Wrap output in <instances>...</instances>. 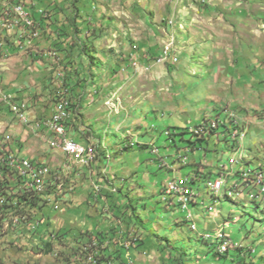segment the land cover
<instances>
[{"label": "rangeland", "instance_id": "1", "mask_svg": "<svg viewBox=\"0 0 264 264\" xmlns=\"http://www.w3.org/2000/svg\"><path fill=\"white\" fill-rule=\"evenodd\" d=\"M14 2L0 0V68L6 67L12 75V79L4 76L5 81L1 78V85L6 91L8 86L21 88L11 95V103L21 102L26 109L42 106L52 110L70 86L74 88L72 83L68 87L62 84L60 77L64 56L61 62L58 59L69 51L64 53L50 43L45 46V33L34 38L26 35L27 27L7 15V11L14 13ZM66 2L69 7L73 0ZM85 9L86 14L92 9L103 16L96 32L91 35L87 31L79 40L87 43L82 51L87 60L86 81L85 89L75 87L72 91L77 104L72 113H76L75 121L69 122L68 139L73 138L71 124L76 130L85 127L84 137L97 143L82 144L97 151V159L80 167L79 160L50 145L53 133H45L42 124L25 123L23 129H10L11 124L2 123L12 115L2 112L0 93V157L24 158L27 156L22 153L27 148L39 154L31 158L32 169L37 173L48 170L39 177L46 184L41 194L29 189L31 181L4 180V186L0 185V264H97L101 255L112 252L113 244H100L97 237H91L96 230L89 227L98 225V232L106 233L126 224L122 225L108 199L100 195L98 182L129 199L136 208L135 220L140 222L141 216L145 221V227L137 226L129 237L146 242L145 251L136 255L131 252V264H161L160 248L165 249L164 261L176 257L185 264H264V197L240 193L252 180L259 177L264 181V0H88ZM168 42L179 62L161 63ZM2 72L0 69V75ZM121 87V97L105 98ZM89 92L94 97H80ZM83 110L88 114L81 113ZM11 111L28 122L26 110L25 114ZM45 114L44 120L49 116ZM107 119L115 123L113 128L105 124ZM217 119L219 133L212 135V143L203 142L194 151L186 147L189 143L185 140L191 136L185 132L197 127L217 129ZM37 127L40 129L35 131ZM19 131L28 137L23 139ZM108 131H113L110 139L116 136L107 144L113 160L103 144ZM122 134L126 140L119 141ZM219 134L228 142L220 143ZM117 146L124 150L119 155L115 153ZM180 155L183 157L175 159ZM197 167L224 171L213 178L199 174V179H213L210 183L222 179L235 193L231 199L257 203L234 204L220 196H227L226 192L217 195L204 182L196 181L200 189H195L199 195L193 197L194 203L201 195L209 196L211 201L206 197L202 208L190 205L182 209L179 199L166 189L174 180L197 177L191 176ZM240 167L244 180L236 175ZM106 169L117 173L112 180L106 177ZM133 170L137 172L129 175ZM5 171L15 169L5 164ZM126 172L129 176L118 180ZM51 177L54 188L58 183L63 185L53 191ZM132 180L140 184L139 198L131 197L124 189L123 184ZM8 189L26 202L15 204ZM90 204H94L96 214H101V221L92 220ZM190 213L196 229L185 220ZM227 222V231L237 248L219 256L213 243L215 235L224 232L217 227ZM207 234L213 238L206 239Z\"/></svg>", "mask_w": 264, "mask_h": 264}, {"label": "trees", "instance_id": "2", "mask_svg": "<svg viewBox=\"0 0 264 264\" xmlns=\"http://www.w3.org/2000/svg\"><path fill=\"white\" fill-rule=\"evenodd\" d=\"M47 0H31L30 2L28 0H19V3H22L27 8H34L32 10L34 18L37 22V24L42 28L43 33L47 36V41L52 45V47H56V49L62 51V52H68V54L64 55L62 65L65 72V80L64 85L68 87L71 83L74 84L75 87H79L80 89H85V76H84V69L87 65V63L84 60V57L82 55V51L86 49L87 43L83 44L79 40L83 37V34L85 32L89 31L91 35L93 32H96L97 27L99 26V23H101L100 17L103 16L102 12L99 11H93L92 9L88 11L85 9L88 0H73L72 4L68 7V4L66 0H49L47 3ZM33 3V4H32ZM83 3V4H81ZM90 4V2H89ZM42 5V6H41ZM92 7V6H91ZM43 11V12H41ZM93 15L95 17H93ZM82 20V21H80ZM57 21L61 22V25H57ZM83 23V24H82ZM72 86H70V94L72 99V91L74 90ZM76 101H74L75 103ZM76 104H74L75 106ZM72 118V117H71ZM71 118L68 120V123L70 122ZM219 119L216 120V123H219ZM221 124V123H220ZM223 124H226L223 122ZM217 127L213 128L211 127L210 130L206 129L205 132L196 133L191 129V132H185L186 134H190V139H186L189 143L187 145V148H192V151L195 150V148L202 147V143H212V135H215L216 133H219ZM186 129V128H185ZM209 132H208V131ZM223 133V132H221ZM218 141L223 144L228 142V139L224 136L219 135ZM176 159V157H175ZM92 161L91 163H93ZM196 166V164H194ZM206 170V169H205ZM200 169L197 167L193 174L191 176H198L199 174L203 175V178L207 177H216L219 176L222 173H219L218 171H207ZM235 172V170H234ZM243 168H239L236 171V175L239 176L241 180H244L243 178ZM99 183L100 195H103L108 199V202L110 203V207L113 209L115 216L121 221L122 225L125 223L126 225L117 226L116 228H113L112 230L107 231L104 233V231L98 232V227L94 229L96 232H94V235H91V237H97V240L100 244L107 243L108 245L113 244L114 250L112 252H106V255H101L96 263L97 264H130L129 258L131 257V252L136 255L138 253H142V251L146 250V242L144 240H141L139 242V238L129 240V237L131 233L134 231V229H137L136 227L140 225L143 226V219L140 216V222L138 220H135V207L131 203L126 201V198H122L115 194L116 192L113 191L112 188L109 186L104 187L102 184ZM193 185L197 186L196 180L191 182ZM215 197V196H213ZM227 197H229L227 195ZM217 198V197H215ZM231 198V197H229ZM254 199V198H253ZM15 201L17 202V205H20L24 202H26V199L22 196H16ZM204 201H201L203 203ZM31 203V202H29ZM34 204V202H32ZM257 203V202H256ZM199 204L191 202L190 205ZM205 205V204H204ZM19 207V206H17ZM124 222V223H123ZM145 227V226H143ZM204 239V238H200ZM91 242L94 243V239L91 240ZM127 244V245H126ZM129 245V246H128ZM110 247V246H109ZM128 247V248H127ZM232 248V247H231ZM230 248V249H231ZM229 249V250H230ZM164 248H160V255H161V264H185L181 258H174L172 257V260L164 261ZM228 250V251H229ZM216 251V250H215ZM227 251V252H228ZM242 251L246 250L243 248ZM216 251V254L220 256V252ZM128 253H130V257H127ZM220 253V254H219ZM92 257V256H91ZM93 258V257H92Z\"/></svg>", "mask_w": 264, "mask_h": 264}, {"label": "built area", "instance_id": "3", "mask_svg": "<svg viewBox=\"0 0 264 264\" xmlns=\"http://www.w3.org/2000/svg\"><path fill=\"white\" fill-rule=\"evenodd\" d=\"M174 1V0H171ZM12 5H17V13H9L7 11V15L9 18H11L15 23L19 24L22 23L24 26L27 27L26 35H29L30 38H34L35 36H39L40 34L43 33L42 28L37 24L32 10L34 8L30 9L27 8L26 6H19V0H15V2ZM43 12V11H41ZM8 18V19H9ZM6 19V18H3ZM23 32V33H24ZM29 40V39H28ZM172 53V48H171V43L168 42L165 44L162 50V59L165 57V54H171ZM162 59L160 60L162 63ZM62 71V72H61ZM60 71V77L61 83L64 84L65 80V73L64 70ZM1 75H0V93L3 95V101L6 105L10 107L11 110L18 111L19 113H24L25 110V105L22 104L21 102L18 103H11V95L9 92L4 90L3 86L1 85ZM74 99H72L70 92L65 94V96L60 99L56 105H55V110L54 113L52 114L51 118H49L45 124H42L45 128H50L53 131H58L60 133V140H65V134L71 133L69 130V123H64L60 118H58V109H67V113H73L74 109ZM197 126H204L205 124H199ZM219 127V124H218ZM240 144V143H239ZM71 151V157H79L80 161V167H84L86 165V161H95L97 159V151H90L88 150H81L80 147L75 146L74 144L67 143V149ZM175 157H183V156H175ZM188 160V157H184ZM8 162H14L11 161L10 159L6 157H0V185L4 186V180H16L18 182L21 181H31V182H42L39 181L38 174L36 171H34L32 168L27 167L26 163L23 162H15V172H7L5 171V164H8ZM53 178L51 177V184H53V191L57 188H60L63 184L58 183L56 188H54L55 183L52 180ZM193 186V185H192ZM175 186H172L171 189H174ZM171 189H166V192H170ZM191 189H185V193L189 192ZM8 191H11L8 189ZM12 193V200L13 202L16 203L15 197L19 196V193H16L15 191H11ZM240 193L244 194H254L258 195L259 197H264V181L258 177V180H252L251 185L249 188L242 190ZM179 200L184 203V196L179 197ZM56 209H59L58 205H54ZM189 208V207H188ZM193 215L190 213V218ZM218 230H222L225 233L228 234V240L232 241L231 235L223 228H219ZM128 248V247H127ZM215 250H223L222 248V243L218 246H215ZM127 257H130V253H128Z\"/></svg>", "mask_w": 264, "mask_h": 264}, {"label": "crops", "instance_id": "4", "mask_svg": "<svg viewBox=\"0 0 264 264\" xmlns=\"http://www.w3.org/2000/svg\"><path fill=\"white\" fill-rule=\"evenodd\" d=\"M44 43H46V45L45 46H49V42H47V40H44ZM20 52H22L21 50H20ZM64 55L63 54H61L60 55V57H59V61L61 62V57H63ZM84 60H85V62L87 61L86 59H85V57H84ZM48 61H54V59H48ZM0 64H2V61H0ZM86 68V67H85ZM0 69H2V74H1V78L5 81V77L4 76H7V77H10L11 76V79H12V75L10 74V71L9 70H7V68L6 67H3V68H0ZM5 70H6V72H5ZM84 71V70H83ZM85 73V72H84ZM84 76H85V74H84ZM10 79V78H9ZM115 85H117V84H115ZM6 89H7V91L10 93V94H14V93H16V92H18V91H20L21 90V88H16V90H14L13 88H11L10 86H8V87H6ZM123 89H124V87H121L119 90L118 89H115L114 90V92L112 91V93H110V94H108L107 95V97H105V98H109L111 95H114V97H115V95H117V96H122V92H123ZM118 90V91H117ZM79 91H81L82 93L84 92V91H82V90H79ZM120 91V92H119ZM21 95H26L25 93H22L21 92ZM79 95V94H78ZM83 95V94H82ZM90 96H93V94L91 93V92H89V93H86L85 95H83V96H80L81 98L83 97V98H87V97H90ZM18 97H20L19 95H15V98H18ZM94 97V96H93ZM0 100H2V98L0 97ZM93 101H94V98H93ZM77 104V103H76ZM3 105V108H2V112L3 113H9V114H11L12 115V117L11 118H5L4 119V122H2L3 124H8V126H9V124H11L10 125V129H14L15 128V130H17L18 131V129L20 128V129H23V124H45V122L49 119V118H51V116H52V114L54 113V110H55V106L52 108V110H49V109H47V108H43L42 106H41V109L39 108V109H27L26 110V114H27V117H28V122H24V121H22L21 119H19L17 116H15L13 113H12V111H11V109H10V107L8 106V105H6V104H2ZM29 107H31V105H29ZM103 109V108H102ZM45 111H46V114H45ZM81 113H84L85 115H87L88 114V111H85V110H83ZM49 115L45 120L42 118L43 117V115ZM110 114H111V112H110ZM106 116H107V118H108V116H109V110L107 109V112H106V114H105ZM4 116H8L7 114L6 115H4ZM75 116H76V113H74L73 114V116H72V118H71V120H73V121H75ZM14 118H18L19 120L18 121H13L14 120ZM98 118H96V120H97ZM70 120V121H71ZM21 121V122H20ZM106 123L105 124H108V128H113V126L114 125H112V124H115V123H112L111 124V122L107 119L106 121H105ZM93 123V122H92ZM132 123V122H131ZM137 123V122H136ZM140 123V122H139ZM96 124H101V123H96ZM87 128L89 127L87 124L85 125ZM44 127V126H43ZM42 127V128H43ZM116 127V126H115ZM40 129V127H37L36 129H35V131H38ZM48 128H46L45 129V127L43 128V130H44V132L45 133H51V131L48 129ZM70 129L72 130V137L76 140V141H78V142H81V143H84V144H90V143H88V141H91L92 143H94V144H96L97 142L96 141H93V140H91V139H87L86 137H84V135H86L87 134V131L85 130V127H82V126H80L77 130L76 129H74L73 128V124H71V127H70ZM34 130V129H33ZM90 130V129H89ZM20 132V131H19ZM113 131H108L107 133H106V138H105V140H104V142H103V144L106 146V153H107V155H108V158H110L111 160H113L114 159V157L113 156H111V154H110V149H108L107 148V144L108 143H110V140H112L113 138H116V136L115 137H112L111 139L108 137L109 135H110V133H112ZM22 135L21 136H23V132H20ZM40 133V132H39ZM26 136L27 135H25L24 134V136H23V139H25L26 138ZM122 136H123V134H122ZM119 136L120 137V139H119V141H121V140H126V137L127 136ZM223 136V135H222ZM28 137V136H27ZM53 137H54V135L51 137V141H52V139H53ZM51 141H50V145L52 144L51 143ZM137 143V145L139 146L140 145V142L138 141V142H136ZM50 147V146H49ZM27 148H25L24 150L25 151H23V153H22V155H24V156H27V157H30V158H32V159H35V158H37L38 157V155L39 154H36V153H34V152H32V150H26ZM132 150H133V148H132ZM54 151H56L55 149H54ZM124 150H123V148H120V146H117V147H115V153L117 154V155H119L121 152H123ZM61 153H63V152H61ZM64 154V153H63ZM66 155V154H65ZM70 156V155H69ZM71 157V156H70ZM72 159H74V160H79V159H76V158H73V157H71ZM184 160H186V158L184 159ZM183 160V161H184ZM97 162V161H96ZM187 162V161H186ZM101 166H103L102 164H100ZM97 166H99V165H97ZM137 167V170H139L140 169V165L138 166H136ZM109 168V167H108ZM137 170H133V171H129V175H130V173L132 174V172H137ZM207 171H208V169H206ZM212 171H216V170H212ZM92 172H93V170H92ZM104 173L107 175L106 177L107 178H109V179H113L115 176H116V174L117 173H112V172H108L107 171V169L106 170H104ZM128 172H126V173H124V175L123 176H119L118 178V180H124L125 179V177L124 176H129L128 174H127ZM123 177V178H122ZM189 180H191V179H189ZM188 180V181H189ZM200 181V180H199ZM199 181H198V183H199ZM207 184V186L209 185V183H210V181H208V182H206ZM123 185H125V187H124V189H125V191H127L130 195H131V197H135V198H139L140 197V184L137 182V181H135V180H132V181H129L127 184L125 183V184H123ZM197 186H199V185H197ZM195 188H198V187H195ZM200 189V188H199ZM201 189H204V188H202L201 187ZM129 190V191H128ZM156 191H158V190H156ZM199 192V191H198ZM199 194V193H198ZM175 196V195H174ZM177 197V196H176ZM164 198V199H163ZM178 199H179V197H177ZM162 200H163V202L165 203V205H167L166 204V200H165V197H163L162 196ZM179 201V200H178ZM197 202H199V200H197L196 201V203ZM180 203V202H179ZM205 204V201L202 203V205H204ZM93 205L94 204H90V212L92 213V215L94 216L93 218H92V220H98V221H101V214L99 213H97L96 214V211H94V210H96L94 207H93ZM165 205H163V206H165ZM201 205V206H202ZM79 206V205H78ZM78 209H79V207H78ZM77 209V210H78ZM92 210H93V212H92ZM78 212H79V210H78ZM80 212H81V210H80ZM138 212L140 213V208L138 209ZM85 220L86 219H82V221H83V223H85ZM91 221V219L89 220V222ZM143 222H145L144 221V219H143ZM102 223V222H101ZM90 224H91V222H90ZM96 227H98V225H96ZM95 225H92L91 224V226L89 227V229L90 230H94L95 228Z\"/></svg>", "mask_w": 264, "mask_h": 264}, {"label": "bare ground", "instance_id": "5", "mask_svg": "<svg viewBox=\"0 0 264 264\" xmlns=\"http://www.w3.org/2000/svg\"><path fill=\"white\" fill-rule=\"evenodd\" d=\"M19 6H25L22 3H19ZM13 12L17 13V5L14 6L13 8ZM173 61V62H179V57L178 56H174L173 53L171 54H165V57L162 59V62L164 61ZM72 113H67V109H58V118H60L64 123H68V120L72 117ZM50 131H52L54 137L51 141L52 145L56 148V149H60L62 150L66 155H71V151L70 150H66L67 149V143H71L74 144L75 146H78L81 148V150H88V147L78 141H76L75 139H68V134H65V140H60V133L58 131H53L49 128ZM196 133H201V132H205L204 128L201 127H197L195 129ZM238 133V132H237ZM218 135V134H217ZM219 135H223V134H219ZM224 136V135H223ZM153 151L155 153H159L158 148H154ZM235 156H238L237 154ZM234 156V157H235ZM17 157V156H16ZM15 156L11 155L8 159H10L11 161L14 162H8V164L15 169V162H23L26 163L27 167L33 168V162L31 160V158L29 157H24V158H16ZM77 159H79V157H76ZM185 159V158H184ZM47 169L42 170L41 172H36L39 176L38 177H42L44 175L45 172H47ZM245 177V176H244ZM199 175L197 177L194 178H190L191 181H186V179H181V180H174L172 181L167 189H171L172 186H175L174 189H171L170 192H167L168 194L172 195V196H177V197H181L184 196V203H182L180 200V205L182 207V209L187 210L188 207H190L191 202L194 203L193 201V197L198 196V191H195V185H193L191 182L192 181H199L204 182L205 187L207 188L205 182H208L209 180H213V179H209L207 181H203L202 179H199ZM217 180L214 183H209L208 187L209 190H211L213 193H217V195H219L218 193L221 192H226V194H228V196H233L235 195V193L233 191H231L230 186H226V182H224L222 179L216 178ZM42 182V186L41 183L38 182H31L29 184V189L32 191H35L36 193L41 194V192L44 191V189L46 188V184L45 181L43 180H39ZM230 183V182H228ZM193 185V186H192ZM199 187V186H198ZM238 187V186H237ZM100 189V188H99ZM185 189H191L189 192L185 193ZM199 189V188H198ZM231 197V198H233ZM198 198V197H197ZM197 198L195 199V202L197 200ZM188 219L193 220V216L190 218V214ZM192 228L196 229V223L192 224ZM206 239H212L213 236L211 234H207L204 236ZM136 240V239H135ZM215 243L213 244H217L220 245L222 243V248L223 250H216L218 252H220L221 254L226 253L231 247H237L234 246L233 242L228 240V234L224 233V232H219L215 235ZM237 244V243H236ZM127 245V244H126ZM129 246V245H128ZM241 247V246H238ZM131 264V263H130Z\"/></svg>", "mask_w": 264, "mask_h": 264}, {"label": "clouds", "instance_id": "6", "mask_svg": "<svg viewBox=\"0 0 264 264\" xmlns=\"http://www.w3.org/2000/svg\"><path fill=\"white\" fill-rule=\"evenodd\" d=\"M247 158H248V157H247ZM248 159H249V158H248ZM249 161H250V160H249ZM196 164H197V163H196ZM248 164H250V165L252 166V164H251L250 162H248ZM187 165H188V164H187ZM197 165H198V164H197ZM222 167H224V165H223ZM255 167L262 168L261 166H255ZM263 169H264V168H263ZM215 170L219 172V169H215ZM204 172H206V170H205ZM222 172H224V171H222ZM222 172H221V173H222ZM216 177H217V176H216ZM220 196H223L225 199L232 201V203H234V204H235V202L238 203L239 201H247V202H251V201H249V200H247V199H244V200H233V199H231V198H229V197H227L226 195H223V194L220 195ZM220 196H219V197H220ZM206 197L208 198L209 201H211L210 198H209V196L201 195V197H199V204H195L194 206H199V207L202 208L203 206H201V204H202L201 201L205 200ZM214 198H215V197H214ZM169 200H170V199H169ZM205 202H206V200H205ZM263 202H264V201H263ZM251 203H256V202H251ZM192 206H193V205H192ZM194 206H193V207H194ZM207 211H208V210H207ZM218 211H219V210H218ZM219 215H220V211H219ZM219 215L216 216V217H219ZM214 217H215V216H214ZM193 219H194V217H193ZM185 220L192 222V224L195 223V221L190 220V219H188V218L185 219ZM185 220H183V221H185ZM229 225H230V222H227V223H225V224L220 225L219 227H217V229H219V228H223V229H225V230L227 231V228L229 227ZM217 229H215V230H217ZM215 230H214V231H215ZM214 231H213V232H214ZM227 232H228V231H227ZM228 233H229V232H228ZM229 234H230V233H229ZM230 235H231V234H230ZM231 238H232V236H231ZM241 247H242V246H241ZM232 248H237V247H232ZM232 248H231V249H232ZM213 249H214V251H215V246H213ZM231 249H230V250H231ZM230 250H229V251H230ZM229 251H228V252H229ZM253 251L255 252V250H253ZM228 252H226V253H224V254H227ZM215 253H216V251H215ZM217 253H218V252H217ZM219 254H220V253H219ZM224 254H220V255L222 256V255H224Z\"/></svg>", "mask_w": 264, "mask_h": 264}]
</instances>
